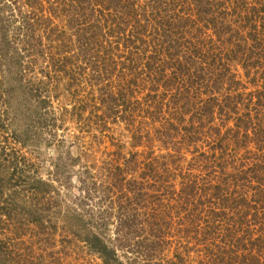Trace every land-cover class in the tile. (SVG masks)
<instances>
[{
	"label": "trees",
	"instance_id": "obj_1",
	"mask_svg": "<svg viewBox=\"0 0 264 264\" xmlns=\"http://www.w3.org/2000/svg\"><path fill=\"white\" fill-rule=\"evenodd\" d=\"M41 1L0 0V111L4 110V114L0 113V145L3 139L1 133H7L10 126L8 113L11 96H23L19 106L11 110L24 121L23 130L20 134L14 131L12 139L21 145L22 150L30 143L32 147L31 152L27 150L24 153L21 149L11 147L9 154H5V151L0 154V175L10 170L9 185L12 188L5 192L6 188L0 184V200L5 196L7 203L5 210H2L6 211L3 215H6L16 231L24 226L48 237L60 231L67 242L84 243L102 264H182L183 258L179 255L175 254L177 261L166 260L163 255L167 245L164 227H167L172 215L166 213L167 222L160 216L159 212L162 211L158 209L165 205L163 196L169 191L168 188L175 186L174 183L165 184L169 181L167 162L159 165L156 164L157 158H153L152 163L145 164L149 172H141L143 179L149 175L156 182L163 180L161 187L165 188V193L154 195L146 192L148 186L144 182L134 180L133 188L128 186V171L113 166L109 176L115 184L105 188L115 191L116 198H110L106 202L107 206L103 207V200L100 199L91 203L93 205L83 203L72 209L59 198L61 193L54 183L60 182L59 179L65 176L67 178L68 166L73 161L70 158L66 159L70 162H64L62 155L58 156L53 164L54 170L51 168L47 172L48 178L37 177L40 170L33 161L37 157L27 154L32 155L40 147L43 133L49 136L48 140H44L46 143L59 141L55 132L60 119L49 97L52 80L50 74L65 71L74 77L67 66L75 57L74 54L67 55L73 50L66 41L56 46L57 57L46 56L48 47L43 43L42 36L38 35V30L43 26L45 30L53 31L54 27L51 18L44 15ZM47 1L50 5L49 16L56 10L55 5L60 9H69V13L73 14L81 52L91 46L98 55L100 48L114 44L117 48L122 43L130 50L138 40L142 44L152 42L159 49L150 54L154 62L147 61V68L142 70L152 71V65H159L157 79L166 76V64L175 59L170 67H174L172 74L177 79V93L169 99L167 96L166 115L161 118L162 102L156 103L158 106L155 112L144 110L151 118L159 114L163 120L162 135L168 139L180 137L194 144L202 140L211 143V159L218 161L223 175H226L228 158L233 156L228 152L232 144L248 149V145L254 142L258 151L264 150V83L261 90L247 93V87L236 79L237 73L234 72L237 70L233 68V64L241 65L246 71V77L250 76L251 70H256V75L260 69L264 70V15L260 16L264 12V0H144L142 4L141 0H52L55 5L51 0ZM93 2L106 3V9L111 8L113 11L102 15L105 14L104 9H98L101 15L92 18L95 10L93 6L89 10V5ZM25 7L30 10H24ZM198 22L203 23V27L198 28L195 35L194 26ZM198 35L208 37L207 42L197 39L196 42L188 43L192 36L195 38ZM217 50L221 52L217 53ZM222 53L224 56H221ZM161 55H169V58L157 64L161 61ZM48 57L51 70L44 72L40 69L41 75L48 80L46 82L37 76L36 66L45 63ZM261 78L264 79V71ZM223 84L227 87L223 88ZM71 85L68 83V86ZM211 87L218 91L216 96ZM231 122L232 128L229 126ZM222 129L225 131L221 135ZM3 137L8 141L6 135ZM1 162H5L4 165ZM234 169L237 175L227 176L233 177L234 190L219 199L221 210L211 213L219 221L226 218V209L238 216L240 225L245 227L242 230L245 232L243 239L255 235L251 236L249 245L242 243L241 256L243 260L250 258L259 264L261 259L258 255L264 257V158L261 163L258 161L246 170L239 171V167ZM82 174L76 198L84 202L83 195H86L92 201V194L99 192L92 187L94 183L90 182L93 174L88 168ZM180 183L184 187V179ZM155 185L151 184L148 189L160 192V187ZM187 188L192 190L186 193L183 188L181 192L192 197L196 186L191 184ZM214 188L217 191L215 195H219L221 187L216 185ZM149 197L154 198L157 204L151 207L152 214L148 212L149 204H142ZM172 199L168 197L166 206L180 208L175 211L176 214L185 210L187 197L183 203V196L178 194L173 206L170 205ZM16 200V205L21 202V206L28 212L24 220L8 207L9 202L14 203ZM115 211H118V217L115 220L116 226L111 229V215ZM1 216L2 213L0 222ZM182 217L189 224L195 222L192 210L185 212ZM238 250L237 247L234 253L239 259ZM237 258H234V262H238ZM216 259L205 264H210V261L216 264ZM7 264L36 262L33 258L16 257L15 260L10 258Z\"/></svg>",
	"mask_w": 264,
	"mask_h": 264
},
{
	"label": "rangeland",
	"instance_id": "obj_2",
	"mask_svg": "<svg viewBox=\"0 0 264 264\" xmlns=\"http://www.w3.org/2000/svg\"><path fill=\"white\" fill-rule=\"evenodd\" d=\"M41 3H43L44 15L51 18V25L54 27L53 31H47L43 26L38 30V35L42 36L43 43L48 47L46 56L57 57L58 50H56V46L62 41H66L73 50L67 55L74 54L75 57L67 66V70L74 77L70 73H65V71L51 72L50 74L52 80L49 97H51L52 108L60 119L55 132L59 141L46 143L44 140H48L49 136L43 133L41 134L40 147L32 155L27 154L30 157H37V160L33 158L40 170L37 177L48 178V170L53 168L55 159L62 155L64 162L73 160L68 166L67 178L65 176V178L59 179L60 182L54 183L56 188L60 190L61 196L59 198L63 200L64 205L67 204L69 208L73 209L77 208L78 204L93 205L91 203L102 199L103 207L107 206L106 202L110 198H116L115 191L105 188L115 184L112 177L109 176L113 166L128 171L127 179L130 181L128 186H131V188H133L132 181L135 180L144 182L148 186L145 190L150 195L165 193V188L161 187L163 180L156 182L155 178L152 179L149 175L144 179L141 178V172H149L145 164H150L153 158H157L158 162L156 164L161 165L167 162L169 168L167 174L169 181L165 184H175L173 188H168L169 191L163 196L165 205L158 209V211H162L159 213L164 220L166 219V213L172 215L170 222L168 218L166 219L169 224L164 227L167 232L165 238L167 245L163 252L166 260L177 261L176 254L183 258L182 264H205V262L215 258H217L216 264H252V262L257 264L254 259L249 260L250 258H247L243 260L244 258L241 256L243 254L242 243L249 245L251 236L255 237V235L252 234L243 239L245 232L242 230L245 227L240 225L238 216L232 210L226 209V218L222 221H219L217 217L215 218L211 212L221 210L219 199L229 195L234 190L233 177L227 176L230 174L237 175L235 167H239V171H243L258 161L261 163V159L264 158V150L262 152L258 151L254 142L248 145V149L232 144L228 152L233 156L228 158L225 165L226 175H223L222 168L218 166V161L215 162L211 159V143L202 140L194 144L180 137L168 139L165 135H162L164 131L163 120L160 119L159 114L151 118L149 114L144 113V110H148L149 113L155 112L158 106L156 103L162 102L161 118L166 115V102L170 96H176L177 93V79L172 74L174 67H170L175 59H171L166 64V76L163 79H157L156 76L160 72L159 65H152V71L149 69L144 71L147 68L146 62L153 63L155 60L150 58V54H154L159 49L152 42L146 41L145 44H142L138 40L130 50L129 47H124L122 43L117 48L115 44L112 45L113 49H111L106 45V42H103L107 47L100 48L98 55L91 46L88 47L87 51L81 52L82 48L77 43V27L73 23L75 20H73V14L69 13V9H60L53 2L56 10L49 16L51 13L48 1L43 0ZM140 3H144V0H141ZM92 6L95 10L92 18L101 15L98 13V9H104L105 14L102 15H108L109 12L113 11L111 8L106 9V3L94 4L93 2L89 5V10ZM27 9L29 8H24V10ZM263 15L264 12L260 13V16ZM194 27L193 34L196 35V30L202 28L203 23L198 22ZM58 36L60 37L58 38ZM198 36L195 38L192 36L188 43L196 42L197 39L207 42L208 37L205 35ZM150 38L146 39L150 40ZM214 39L216 38L214 37ZM199 45L201 46V44ZM216 45L219 46V43ZM206 47L208 48V45ZM219 52L221 51L217 50V53ZM168 56L161 55V61H158L157 64H161L165 59L167 60ZM221 56H224V53ZM49 57L46 58L45 63H38L36 66L37 76L46 82L48 80L41 75L40 69L44 72L51 70ZM46 66L48 67L46 68ZM233 68L237 70L234 72L237 73L236 79L247 87L245 92H255L262 89L264 79L261 78V73L264 71L263 69H260L257 75L255 74L256 70H251L250 76L246 77V71L241 65L233 64ZM74 78L75 80H72ZM68 83L72 85L68 86ZM222 86L223 88L227 87L226 84ZM211 88H213L211 90L216 96L215 94H218V91L214 87ZM201 96L206 95L202 94ZM11 98L12 102L8 113L11 121L7 133H1L3 139H1L0 154L4 151L5 154H9L11 147L22 150L19 143H14L12 133L15 131L20 134L23 130L24 121L18 115L13 114L12 109L18 107L24 97L11 96ZM189 105L191 106L190 103ZM190 108L192 109V107ZM3 112L2 114H4ZM114 112L119 113L113 114ZM229 126L232 128L233 122ZM224 131L222 129L221 135ZM242 133H240V137ZM3 135L7 136L8 141L5 140ZM30 144H27L28 147L23 149L22 152L25 153L27 150L31 152L32 147ZM67 158L71 160L67 161ZM1 163L4 165L5 162ZM85 168L92 172L93 178H90V182L95 184L92 187H95L99 192L92 194V198H94L92 201L86 198V195H83L85 197L83 202L77 200L76 197L79 194V178L83 176L82 173ZM8 171V173L4 172L3 175H0V184L6 188L5 192H9L8 189L12 190L9 185L10 170ZM68 177L70 180H68ZM183 179L185 182L184 187L180 183ZM151 184L160 187V192L153 188L148 189ZM191 184L196 186L192 191L194 193L192 197L181 192L183 188L186 193L191 191L192 188H187V185ZM2 185L1 188H3ZM216 185H219L222 189L219 195H215L217 191L214 186ZM223 189H228V191ZM178 194L183 196V203L184 198L187 197L188 203L184 204L185 210L182 209L179 214H176L175 211L180 208L174 209V207L171 208L166 205L168 197H173L170 203L173 206L176 203L174 199L178 198ZM17 201L14 203L9 202L8 207L24 220L28 212L21 206V202L16 205ZM6 204V197L4 196L0 200V213H2L0 222V264H7L10 258L15 260L16 257L33 258L36 264H102L98 256L90 252L84 243L67 242L65 238H62L60 231L51 234L49 237L39 235L24 226L16 231L6 215H3L6 211L2 210H5ZM142 204H149L148 212L151 214L153 212L151 207L157 206L154 198L150 197L146 198L145 203ZM191 210L194 211L195 222L189 224L182 216L185 212L188 213ZM117 217L118 211L113 212L110 221L112 224L111 229L116 226L115 220ZM182 222L184 224H180ZM30 227L32 228V226ZM195 228L198 230L196 231ZM237 247L239 249L238 255L240 254L239 259L234 253ZM258 257L261 259L259 264H262L264 261L263 255H258ZM234 258H237L238 262H234ZM210 262V264H213L212 261Z\"/></svg>",
	"mask_w": 264,
	"mask_h": 264
}]
</instances>
